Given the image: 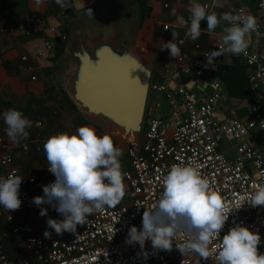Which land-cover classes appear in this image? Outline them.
<instances>
[{
	"label": "built area",
	"instance_id": "obj_1",
	"mask_svg": "<svg viewBox=\"0 0 264 264\" xmlns=\"http://www.w3.org/2000/svg\"><path fill=\"white\" fill-rule=\"evenodd\" d=\"M8 0H0V5ZM209 12L214 8L208 0H202ZM264 0H257L256 6L264 22ZM7 14V11L3 12ZM229 14H247L242 7L233 8ZM225 14V13H223ZM40 23L39 20H35ZM230 26V25H228ZM168 25H163L167 31ZM65 37L63 38V41ZM222 44L206 48L201 58L188 66L173 70L162 83L150 82L149 95H163L172 101L173 109L168 117L150 115L145 120L144 130L139 140L127 149L130 170L125 173V190H130L128 204L119 207H105L87 217L85 225H78L75 234L65 232L55 236L36 233L28 223L13 224L16 213L28 210L32 205L33 194L43 196V185L49 184L51 173L48 168L31 174L30 188L22 180L19 199L22 204L18 210L0 209V219L9 224L13 237L22 238L32 261L22 260L21 264H216L214 257L201 260L195 254L183 256L176 244H182L188 234L181 230L173 241L169 251L154 250L151 241L128 244L126 239L130 227L142 228V216L145 210L152 211L158 204L163 192L164 177L174 164H191L198 167L201 174L210 182V187L218 191L229 214L220 236L236 225L258 232L261 243L258 252L264 254V206L251 207L249 197L264 186V56L248 48L247 55L239 54L247 68L249 82L250 115L248 119L215 118L217 103L222 99L224 88L216 79L204 83L201 92L191 84L192 76H204L208 72L206 56ZM48 53L52 52L50 42L44 43ZM200 49L199 45L195 46ZM35 51L36 57H41ZM30 56L23 55L21 61L28 63ZM32 73L34 67L27 65ZM32 81L36 75L30 76ZM155 109L160 108L154 102ZM38 121L36 128L42 127ZM7 125L0 129V168L4 177L9 174L20 175L14 160L17 150L28 152L27 142L13 143L7 136ZM253 139L257 146L248 141ZM233 143L235 155L231 158L221 148V142ZM40 209L54 212V219H63L52 205L43 204ZM219 244V239L214 241ZM147 253V258H145ZM0 264H9L0 245Z\"/></svg>",
	"mask_w": 264,
	"mask_h": 264
},
{
	"label": "crops",
	"instance_id": "obj_2",
	"mask_svg": "<svg viewBox=\"0 0 264 264\" xmlns=\"http://www.w3.org/2000/svg\"><path fill=\"white\" fill-rule=\"evenodd\" d=\"M208 1L214 6L212 12L214 11L218 15L228 13L235 7H242L247 14L254 15L258 23L256 30L247 37L249 48L264 56V22L256 6L257 0ZM95 2L96 0H65L64 8L57 5L55 0H43L41 5H37L35 0H8L0 5V129L6 125L3 113L8 109L23 112L33 122V126L27 129L29 132L27 139L19 141L27 142L28 152L23 153L17 150L14 155L15 163L27 188L31 187L29 181L31 174L41 172L49 167L43 145L50 136L61 132L74 134L77 128L85 125L93 127L100 136L106 134L103 128L83 116L76 108L72 109L69 106L63 93L67 98L68 96L59 79L64 66L61 57L54 59L55 47L63 41L64 37H67V41L76 24L83 23L88 19L101 20L114 15V7H121L122 0H113L106 6H96L92 9V14L105 7H111L112 12L104 16L100 14L99 17H91L89 8ZM196 2L203 5L202 0H196ZM191 3L192 0H147L150 14L146 19L154 27L152 74L154 72L155 78L160 81L157 83H162L167 79L166 77L171 71L197 62L206 48L222 44L224 28L228 27L226 21H222L213 32H209L207 22L202 21L201 35L196 41L186 35L187 27L180 26L176 22L177 16H182L186 20L189 18L190 13L187 9ZM122 9L124 8H121L120 11ZM173 9H176V16L172 15ZM4 11H7V14H4ZM35 20H39L40 23ZM163 25H168L167 31L163 30ZM67 31L68 36L66 35ZM172 32L178 34V39L175 42L181 48L180 57H171L168 50H161L163 42L172 40ZM180 40H183L184 43L180 44ZM45 42L51 43L52 52L48 53L45 50ZM196 45H199L200 49H196ZM35 51H40L41 57H36ZM27 54L30 56L29 62H22L21 57ZM27 65L34 67L32 73L27 71ZM223 67L232 68L227 76L229 82L233 81L232 85L236 93L234 96L227 93L226 84L220 78L219 70ZM223 73L225 74L224 71ZM32 74L36 75L37 80L30 79ZM246 76L247 68L240 56L225 53L216 58L204 76H192L189 81L204 93L209 91L202 90L204 83L209 79H218L223 85L224 94L217 103L215 118L225 120L235 117L246 120L250 115L249 82L244 80ZM156 96L158 95L153 94L149 98L145 115L148 112V116L158 115V111L162 110V103ZM154 102L160 103L159 109H155ZM168 102V107L164 112L165 117H168L173 109L172 101L168 100ZM38 121L43 123L40 128L35 127ZM113 141L115 146L122 149L123 155L120 157V163L122 172L125 174L130 170V162L127 157L128 148L119 146L114 139ZM248 142L257 146V142L253 139H249ZM233 146V143L221 142L222 150L231 158L235 155ZM0 177H4L2 168H0ZM54 181L55 176L51 173L49 183ZM36 196H40V194H33L32 200ZM130 199L131 192L127 189L121 202L114 207L128 204ZM2 207L0 206V209ZM46 210L47 215L41 216V209L32 201L28 210L13 216L12 223H28L36 233L45 234L47 231L49 234L59 236L47 225L49 218L54 219V212ZM0 245L3 247V253L9 264H21L22 260L32 261L22 238L13 237L10 234L9 224L4 219H0Z\"/></svg>",
	"mask_w": 264,
	"mask_h": 264
},
{
	"label": "clouds",
	"instance_id": "obj_3",
	"mask_svg": "<svg viewBox=\"0 0 264 264\" xmlns=\"http://www.w3.org/2000/svg\"><path fill=\"white\" fill-rule=\"evenodd\" d=\"M35 2L41 5L43 0ZM55 3L65 7V0H55ZM187 11L189 18L177 16L176 22L188 28L186 35L193 41L201 35L202 21L207 22L209 32H213L222 21L230 25L224 28L222 46L205 55L206 68L225 53L248 54L247 37L256 30L258 23L254 15H218L214 11L209 12L196 0H192ZM89 15H93L91 8ZM172 15L176 16V9L172 10ZM177 39L178 34L172 32V40L163 42L161 50H168L171 57H180ZM3 120L11 142L27 139V129L33 126V122L23 112L8 109L3 113ZM43 149L48 171L55 176V181L43 185L44 195L34 197L33 203L37 206L52 205L62 215L61 220H47L48 227L56 234H75L78 225H85L88 216L105 207L116 206L125 196V174L120 163L123 152L115 146L111 135L100 136L93 127L80 126L74 134L61 132L50 136ZM22 180L21 175L14 174L0 177V206L7 211L21 207L19 189ZM248 199L253 208L264 206V186H259ZM40 215L46 216L47 210L41 209ZM228 217L223 198L218 191L211 189L209 180L198 167L174 164L164 177L163 192L157 206L152 211L143 212L139 231L135 226L129 228L126 243L139 244L143 249L145 242L150 240L154 250L170 252L177 233L183 230L188 238L182 244H176L183 256L195 254L201 260L214 257L216 264H264V254L258 252L261 243L258 232L236 225L221 238L220 233ZM48 235L46 231L45 236ZM217 239L218 245L214 243Z\"/></svg>",
	"mask_w": 264,
	"mask_h": 264
},
{
	"label": "water",
	"instance_id": "obj_4",
	"mask_svg": "<svg viewBox=\"0 0 264 264\" xmlns=\"http://www.w3.org/2000/svg\"><path fill=\"white\" fill-rule=\"evenodd\" d=\"M153 38V24L140 22L137 2L129 0L127 10L76 24L61 56L59 79L70 101L124 148L142 133Z\"/></svg>",
	"mask_w": 264,
	"mask_h": 264
},
{
	"label": "trees",
	"instance_id": "obj_5",
	"mask_svg": "<svg viewBox=\"0 0 264 264\" xmlns=\"http://www.w3.org/2000/svg\"><path fill=\"white\" fill-rule=\"evenodd\" d=\"M111 1H113V0H96V2L91 6V9L95 8L98 5L106 6ZM136 2H137V6H138L139 15H140V22H142L144 19H146L149 16L150 8L147 5V0H136ZM66 35L68 36V31H67ZM66 38L67 37H65V40L62 41L60 44H58L55 47L54 59L61 57L63 50H64V47H65V44H66ZM223 71L225 72V74L223 73ZM230 71H232V68L223 67L219 70V74H220L221 80H223V82L226 84L227 93L231 96H234V95H236V93H235V90H234L233 85H232L233 81L229 82V78L227 76L228 72H230ZM244 80H246V82H248L247 76H246V79H244ZM151 81L153 83L160 82L158 79L155 78L154 72L152 74ZM248 86H249V83H248ZM248 92H249V87H248ZM63 96L66 99V101L68 102L69 106L72 109H75L72 102L69 100V98L66 97V95L64 93H63ZM146 111H147V109H146ZM145 117H146V115H145ZM143 130H144V128H142V131Z\"/></svg>",
	"mask_w": 264,
	"mask_h": 264
},
{
	"label": "rangeland",
	"instance_id": "obj_6",
	"mask_svg": "<svg viewBox=\"0 0 264 264\" xmlns=\"http://www.w3.org/2000/svg\"><path fill=\"white\" fill-rule=\"evenodd\" d=\"M122 4H124V5H122ZM121 8L128 9V0H122L121 7H118V6L114 7V13L115 14L118 13ZM111 12H112L111 7L100 8V9L96 10L95 12H93V15H91V17H99L100 14L104 16V15H108ZM153 49H154V45H153L152 50ZM149 94H148V98H147V105L149 103V98H151ZM156 97L162 103V110L158 111V115L161 116V117H165L164 112H166V108L168 107L169 102L165 98V96H163V95H158ZM148 115H149V112L146 114V116H148ZM144 124H145V119H144L142 128H144V126H145Z\"/></svg>",
	"mask_w": 264,
	"mask_h": 264
}]
</instances>
